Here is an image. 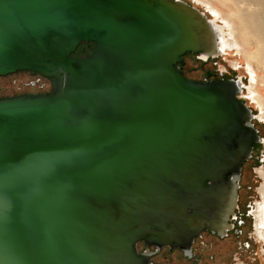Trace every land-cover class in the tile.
I'll use <instances>...</instances> for the list:
<instances>
[{
    "label": "water",
    "instance_id": "95a60500",
    "mask_svg": "<svg viewBox=\"0 0 264 264\" xmlns=\"http://www.w3.org/2000/svg\"><path fill=\"white\" fill-rule=\"evenodd\" d=\"M212 43L180 0H0V76L52 79L0 97V264H151L225 235L260 137L240 77L178 68Z\"/></svg>",
    "mask_w": 264,
    "mask_h": 264
},
{
    "label": "rangeland",
    "instance_id": "374dc122",
    "mask_svg": "<svg viewBox=\"0 0 264 264\" xmlns=\"http://www.w3.org/2000/svg\"><path fill=\"white\" fill-rule=\"evenodd\" d=\"M182 1L194 3L193 0ZM227 1L230 5L231 3L234 5L233 0ZM196 6L203 9L199 5ZM217 23L220 24L219 21ZM246 37L249 40L247 33ZM92 46V42H81L73 56L84 58L86 53L91 52ZM249 54L253 58L251 47H249ZM182 58L184 64L178 68L188 79L203 81L207 77L206 73L210 71L216 80L240 77L244 83L248 82L246 70L239 66L234 68L230 64V60H233L234 56L228 55L225 59L223 55H219L207 61H201L197 59L195 53H186ZM259 65L257 64V66ZM260 74L262 73L260 72ZM51 80V78L40 74L22 70L3 75L0 76V97L39 93L50 95ZM261 92L264 93V87ZM238 99L244 102L254 115L259 113L257 105L247 98L245 88L243 93L238 94ZM251 122L257 129L260 141L253 144L251 157L242 164L237 189V206L234 209V215L231 214L228 219L230 228L234 227L223 238L210 234L208 231H203L200 236H196L194 243L191 244L194 257L189 258L178 249L168 251L165 248L150 256V262L153 264H236L239 262L264 264V242L255 233L251 213L255 208L256 201L260 198L258 187L262 180L258 169L264 165V142H262L264 141V124L256 118ZM137 248L139 252L144 251V246L140 243L137 244Z\"/></svg>",
    "mask_w": 264,
    "mask_h": 264
},
{
    "label": "bare ground",
    "instance_id": "6f19581e",
    "mask_svg": "<svg viewBox=\"0 0 264 264\" xmlns=\"http://www.w3.org/2000/svg\"><path fill=\"white\" fill-rule=\"evenodd\" d=\"M193 2V4L184 3L204 15L213 39V47L209 53L201 54L199 59L209 60L220 54L224 56L227 52L236 51L238 56L242 57L249 75L248 85H244L241 78L236 84L241 89V93L244 88L246 89L247 98L259 109L257 115L251 110L253 119L256 118L264 124V93L261 92L264 87V0H233L234 5L233 3L230 5L227 0H193ZM196 5L201 6L202 11ZM224 11L235 21L229 19ZM218 21L220 24L217 23ZM249 47L252 49L253 58L250 57ZM260 178L264 185V177L260 175ZM219 229L224 233L226 224Z\"/></svg>",
    "mask_w": 264,
    "mask_h": 264
},
{
    "label": "flooded vegetation",
    "instance_id": "af4514ba",
    "mask_svg": "<svg viewBox=\"0 0 264 264\" xmlns=\"http://www.w3.org/2000/svg\"><path fill=\"white\" fill-rule=\"evenodd\" d=\"M188 3V2H187ZM190 4V3H189ZM200 11H202V9H200ZM223 11V10H222ZM225 12V11H224ZM225 14H226V16L229 18V19H233L231 16H229L226 12H225ZM208 16V15H207ZM209 17V16H208ZM234 20V19H233ZM235 21V20H234ZM242 40V39H241ZM232 52L233 51H231V52H227L225 55H224V58L225 59H227V56L228 55H231V56H234V59L233 60H230V64L232 65V66H234V68H238V66L239 67H243L245 70H246V68H245V63H244V61L242 60V57H240V56H238V54L236 53V51H234V53L232 54ZM246 54L248 55V50H246ZM196 57H197V54H196ZM198 59V58H197ZM243 61V63H242V61ZM201 61H203V60H201ZM207 61V60H206ZM246 72H247V70H246ZM247 74H248V72H247ZM206 78L203 80V81H205V80H216L215 78H213V73L212 72H210V71H208L207 73H206ZM242 79V78H241ZM248 80H249V75H248ZM242 82H243V80H242ZM243 84L244 85H248V82H246V83H244L243 82ZM244 92V91H243ZM258 173L260 174V175H262L263 177H264V165L260 168V169H258ZM258 193H259V196H260V198H259V200H257L256 201V204H255V208L252 210V216H253V220H254V222H253V225H254V229H255V233L257 234V236L264 242V185L262 184V181H261V184H260V186L258 187ZM262 197V198H261ZM234 226H232L231 228H229V229H227L226 230V233H225V235L224 236H226L227 235V232L230 230V229H232ZM210 234H213V235H216V236H218V237H220V238H223L224 236H219L218 234H215V233H212V232H210V231H208ZM196 238V237H195ZM140 244H142L143 246H144V249L143 250H146V248H147V246H146V244L144 243V242H139ZM138 243V244H139ZM192 243H194V241L192 242ZM167 249L168 251H173L174 249H178L179 251H181L183 254H184V252L180 249V248H170V247H168V246H165V247H162L160 250H162V249ZM148 249L149 250H152V254L150 255V256H152V255H154V254H156L157 252H159L160 250H157L156 251V247L155 246H153V245H151V246H149L148 247ZM149 250H148V252H149ZM137 251H138V248H137ZM191 256L189 257V258H191V257H194V254L192 253V248H191ZM185 255V254H184ZM149 256V257H150ZM185 256H187V255H185ZM151 264H153L152 262H151ZM236 264H244V263H236Z\"/></svg>",
    "mask_w": 264,
    "mask_h": 264
}]
</instances>
